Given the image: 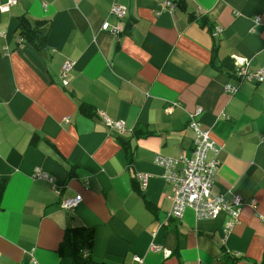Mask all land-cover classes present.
<instances>
[{"label":"crops","instance_id":"crops-1","mask_svg":"<svg viewBox=\"0 0 264 264\" xmlns=\"http://www.w3.org/2000/svg\"><path fill=\"white\" fill-rule=\"evenodd\" d=\"M167 1L17 0L0 11V264H72L58 249L75 226L94 229L91 256L108 264H264V81L220 68L264 69V0ZM20 16L45 21L43 50L19 34ZM194 118L218 148L207 154L220 162L212 191L242 199L237 219L168 216L174 185L155 158L192 155Z\"/></svg>","mask_w":264,"mask_h":264},{"label":"built area","instance_id":"built-area-1","mask_svg":"<svg viewBox=\"0 0 264 264\" xmlns=\"http://www.w3.org/2000/svg\"><path fill=\"white\" fill-rule=\"evenodd\" d=\"M17 0H5L0 2V11L6 12L10 7L16 3ZM169 7H174L171 0L167 1ZM113 13L121 20L125 16L126 7L122 4H115L113 6ZM104 30H110L115 33L121 31L120 27L111 26L109 22L103 25ZM222 31L221 28L216 27L213 35L217 36ZM22 41V38L20 39ZM247 62L241 64L239 75H245L247 78L259 82L264 81V69H258L252 72L248 67ZM73 63L65 61L62 66V81L65 86L69 83L68 73L72 69ZM227 90L234 93L237 87L228 85ZM198 112V111H197ZM106 113L101 112L108 126L124 129L125 125L122 121H113L108 118ZM191 127L195 131V146L192 155L179 157L166 156L161 153L157 154L155 161L163 166L166 171V179L173 183L174 194L172 196V205L168 212L169 217L180 218L184 215L187 208H192L198 218H212L216 216L220 210H225L229 213L231 218L237 219L241 211L242 199L239 196H234L232 199L227 198L224 194L214 193L212 186L216 174L219 170L220 162L217 159L209 160L207 154L209 151H217L216 141L211 136V131L202 126L200 121L193 119ZM43 176L50 178V175L45 171L42 172ZM142 185L147 184V175L140 174ZM82 200L81 195L75 198L65 199L61 207L64 209H72L78 205ZM232 221L226 223V230L231 229L233 226ZM151 250H160V247L153 244ZM168 253V252H167Z\"/></svg>","mask_w":264,"mask_h":264},{"label":"trees","instance_id":"trees-1","mask_svg":"<svg viewBox=\"0 0 264 264\" xmlns=\"http://www.w3.org/2000/svg\"><path fill=\"white\" fill-rule=\"evenodd\" d=\"M194 18H196V16L192 15V19ZM201 20L206 26L208 23L207 17H203ZM44 22V20L36 21L35 25L31 27V23L28 18L25 16H20L19 34L26 41L32 42L34 45H36L39 50H43L46 47L47 34L41 29V26L44 24ZM224 62L225 63L220 67L222 71H228L223 69V67L228 68L234 74H237V72L241 70L238 69L236 71L235 63L232 59L226 60ZM129 158H131L130 154ZM7 184V179L0 181V206ZM94 241V229L86 226L69 227L66 229L58 252L62 257L70 258L72 264H108L105 262L96 261L91 256V252L94 247Z\"/></svg>","mask_w":264,"mask_h":264}]
</instances>
